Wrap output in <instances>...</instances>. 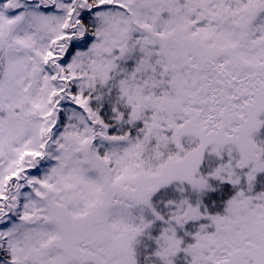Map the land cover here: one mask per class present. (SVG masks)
<instances>
[{
  "label": "snow or ice",
  "instance_id": "6c2138e0",
  "mask_svg": "<svg viewBox=\"0 0 264 264\" xmlns=\"http://www.w3.org/2000/svg\"><path fill=\"white\" fill-rule=\"evenodd\" d=\"M0 264H264V0H0Z\"/></svg>",
  "mask_w": 264,
  "mask_h": 264
}]
</instances>
